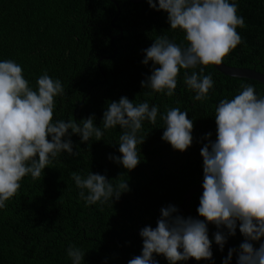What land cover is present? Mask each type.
Returning <instances> with one entry per match:
<instances>
[{"label": "trees", "instance_id": "trees-1", "mask_svg": "<svg viewBox=\"0 0 264 264\" xmlns=\"http://www.w3.org/2000/svg\"><path fill=\"white\" fill-rule=\"evenodd\" d=\"M115 1L120 14L110 0H0V62L19 64L34 90L45 72L61 81L66 95L55 98L54 121L75 118L80 122L94 116L95 125L101 127L107 104L121 97L159 108L155 125L143 123L139 135L146 139L137 146L141 162L132 171L109 159L122 156L118 141L123 130L119 127L89 143L70 132L78 155L62 153L38 180L25 177L17 196L0 209V264H72L67 255L70 246L86 254L83 264H128L142 254L140 231L157 226L161 208L180 207L186 192L203 184L201 148L208 142V133L216 140L214 118L219 102L234 98L242 85L253 86L257 96L264 97V84L224 75L214 65L205 68L214 87L204 102L193 99L195 93L184 84L183 69L173 97L155 92L146 95L150 90L142 82L158 66L143 64L144 50L159 36H167L181 47L188 42L182 30H171L167 13L153 10L147 0ZM236 2L237 14L246 26L237 29L242 43L223 63L264 75V0ZM115 17L122 32L112 25ZM174 107L187 111L194 123L193 144L183 153L162 139L165 125L160 116ZM74 172L84 177L89 172L105 175L113 184L123 174L121 179L126 180L129 191L112 205L89 206L79 196ZM202 193L192 199V218L202 219L197 211ZM182 216L187 218V214ZM217 231L227 235L226 228L208 224L212 260H194L195 264H224L230 249L239 250L244 241L239 228L235 236H227L223 251L215 243ZM260 243L264 240L254 242V247ZM154 259L169 264L163 256L154 254ZM230 264H237L235 253Z\"/></svg>", "mask_w": 264, "mask_h": 264}, {"label": "clouds", "instance_id": "clouds-1", "mask_svg": "<svg viewBox=\"0 0 264 264\" xmlns=\"http://www.w3.org/2000/svg\"><path fill=\"white\" fill-rule=\"evenodd\" d=\"M155 11L168 15L171 30L185 33L186 47L167 36L157 37L144 50L143 64L158 67L142 82L152 92L173 97L181 70L184 84L195 93L196 101L204 102L214 87L211 74L205 68L222 65L225 58L242 43L237 32L245 21L239 16L236 0H147ZM199 67V72L195 71ZM188 70H192L189 74ZM232 99H222L215 108L216 140L201 148L203 158V193L197 209L199 217H183L179 209L169 205L161 208L157 226L140 231L142 254L128 264H158L155 255L163 256L169 264H181L191 259L212 260V241L208 224L218 229L215 243L221 251L227 236H235L237 228L244 241L239 250L230 249L224 264H230L233 254L237 264H264V97H258L251 85ZM60 80H53L46 72L37 80L34 90L24 78L22 67L13 60L0 62V209L17 196L21 182L30 176L38 180L44 170L62 153L73 151L71 134L82 143L103 139L104 132L119 127L120 157H109L128 171L141 162L138 145L145 142L139 135L145 121L155 125L159 108L145 101L135 103L127 97L107 104L102 126L95 125L90 116L80 122L55 120V98L65 96ZM164 122L162 139L181 153L193 144V120L179 107L168 108L160 116ZM68 137V139H65ZM50 138V139H49ZM122 174L113 184L105 175L89 172L86 177L72 173L79 196L89 206L118 201L129 191ZM102 210V209H101ZM67 255L72 264H83L85 253L70 246Z\"/></svg>", "mask_w": 264, "mask_h": 264}, {"label": "water", "instance_id": "water-1", "mask_svg": "<svg viewBox=\"0 0 264 264\" xmlns=\"http://www.w3.org/2000/svg\"><path fill=\"white\" fill-rule=\"evenodd\" d=\"M113 3H115L116 7L119 10V14L121 13L119 4L115 1V0H110ZM132 3H140V2H144L146 0H129ZM117 21V17H115L112 21V25L115 29L120 30L121 32L123 31L122 28H120L119 26L115 25V22ZM122 35V33L120 34ZM116 38V37H114ZM113 43V42H112ZM215 68L222 74L227 75V76H231V77H237V78H244V79H252V80H256L262 84H264V75L253 70V69H245V68H235V67H230L227 66L225 63H223L222 65L219 66H215ZM203 184L200 185H195L192 186L184 195V201L183 203L180 205V207H178L179 209V215H183V214H187V217L191 216V210H190V206H191V202L192 199L194 197L195 194H197L200 191H203ZM187 264H195L194 259H191L189 261H186Z\"/></svg>", "mask_w": 264, "mask_h": 264}]
</instances>
